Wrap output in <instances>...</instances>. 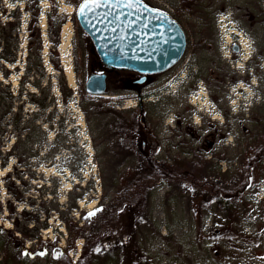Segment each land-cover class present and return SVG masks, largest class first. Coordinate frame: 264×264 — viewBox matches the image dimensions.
<instances>
[{"label":"rangeland","instance_id":"rangeland-1","mask_svg":"<svg viewBox=\"0 0 264 264\" xmlns=\"http://www.w3.org/2000/svg\"><path fill=\"white\" fill-rule=\"evenodd\" d=\"M80 1L0 0V165L7 163L0 166V226L33 218L48 224L37 233L42 240L56 237L64 248L63 218L82 225L81 212L114 198L146 168L141 140L171 175L158 181L142 213L124 212L122 224L133 219L131 233L116 231L107 242L88 244L93 264H264V151L249 165L264 141V0H210L209 10L179 18L190 48L178 65L148 78L152 100L143 99L139 109L136 96L118 90L126 84L106 79L103 94L88 95L103 112L89 123L78 89L103 69L90 38L73 22ZM186 110L201 143L203 128L217 127L216 152L194 155L185 144L191 148L190 137L183 132L184 141L173 131L174 118ZM126 119L134 124L129 129L119 124ZM192 162L200 164L192 172L198 184L173 175ZM222 190L231 204H224ZM38 242L26 240L24 247ZM83 243L76 239L67 252L71 264ZM0 264H56V255L13 262L0 250Z\"/></svg>","mask_w":264,"mask_h":264},{"label":"trees","instance_id":"trees-1","mask_svg":"<svg viewBox=\"0 0 264 264\" xmlns=\"http://www.w3.org/2000/svg\"><path fill=\"white\" fill-rule=\"evenodd\" d=\"M73 22L76 23L75 16ZM64 23L65 20L62 19L59 23V28L55 33V46H58L59 44V29ZM48 27L50 28V23ZM75 27L81 29L77 24ZM12 30H14L13 25L11 27V32ZM78 94L80 96L79 106L82 112L85 114L87 123L90 122L91 115L95 116V118L101 117L103 115V112H100V108L102 107V105L97 104V101L89 98L84 88H79ZM133 112L134 114H136L138 110ZM112 114L116 118L118 117L117 113ZM136 116L137 115H135L134 118ZM119 124L122 125V128L129 129L131 128L130 125L132 126L134 124H138L140 125V127H142L143 121L140 120L139 117H136L134 119V124H131V119L123 120V122H120ZM32 126L35 130L42 132L40 134H45L42 128L39 127V124H32ZM260 128H262L264 132L263 124L260 125ZM257 133L258 138L260 133ZM36 145L38 147V143ZM138 146L139 150H142L144 148L143 142L141 140ZM263 151L264 141L262 143H259V148L256 150L252 160L249 162V165L252 168L257 164V159H259V155ZM141 156L142 163L140 164L146 168L142 169V172L138 174L137 177L130 179L123 190L121 189L119 192L117 191L115 193L114 198L107 201L105 204H101L99 207L92 210L91 212H87V214H83V212H81V215H87L85 219L84 216L81 217L82 225L79 226L75 222H73L74 224H72L70 220L73 219L63 218L65 228L68 233V238L66 239L67 245L64 248H60L57 245L58 241L56 237H54L51 241L42 240L41 237L37 234L40 230L48 228L47 223H44L42 226H40L31 222V219L33 220V218H23L22 220L18 221L17 219L16 221L15 219H13L11 222V229L3 228L0 226V250L2 251L4 256H7V258H9V260L13 262H21V260L23 261V259L26 260V255L28 254H30L32 258L35 257L36 259H39L42 256H48L50 255V253H55L56 264H71L67 252L73 247V243L76 239L82 238L84 240L82 253L79 256V259L74 264H93L92 257H89V254H86L88 244L90 246L95 242H107L114 235V232L116 233V231H123L126 234L131 233L132 230H134L133 224L131 223L133 219L129 218L128 225L122 224L121 217L124 212L126 210H130L132 214L140 212L142 213L147 207V200L153 194V191L156 188L158 181L164 178H168L171 175L166 172L167 168L170 170L169 166L161 164L159 161L155 162L151 157L147 155L141 154ZM198 164L199 162H192L191 164L187 165L184 170L178 171V173L173 172V175L179 180L188 181V179H190L191 181L195 182V184H198V181L192 180V172H194L200 167V164ZM6 165L7 163H4L0 166L1 168L5 169ZM252 168H247V170L251 171ZM9 172L10 171H8L7 173ZM202 183L204 185L210 186L212 192L218 191V187L212 184L211 182L202 181ZM221 192L222 196H224L223 200L225 199L224 204H231L228 202L230 194L223 190ZM15 195V193H12L11 197H15V199H17ZM222 196L221 201H223ZM126 207H128L129 209H126ZM1 214L2 208L0 207V216ZM141 216L145 217L144 215ZM149 217L150 216L148 215L145 217V222L146 220L148 222L151 221ZM104 228L106 232L103 231ZM18 235H20V237ZM131 236H133V233L131 234ZM26 240H38L39 242L36 248L26 249L24 247Z\"/></svg>","mask_w":264,"mask_h":264},{"label":"water","instance_id":"water-1","mask_svg":"<svg viewBox=\"0 0 264 264\" xmlns=\"http://www.w3.org/2000/svg\"><path fill=\"white\" fill-rule=\"evenodd\" d=\"M76 20L105 70L88 75L84 89L90 95L105 92L107 70L156 74L174 66L185 51L181 26L141 0H82Z\"/></svg>","mask_w":264,"mask_h":264},{"label":"flooded vegetation","instance_id":"flooded-vegetation-1","mask_svg":"<svg viewBox=\"0 0 264 264\" xmlns=\"http://www.w3.org/2000/svg\"><path fill=\"white\" fill-rule=\"evenodd\" d=\"M141 1L145 5H147L148 7L154 10L168 13L175 20H178L179 18L181 19L190 18L194 16V14H191V13H197L199 11H202L203 9H208V7L211 5L210 0H141ZM188 48L190 47H188V44L186 42V47H185V51L183 53L182 58L186 56V53L188 52ZM237 51H239V46H237ZM95 57L99 61V57L96 53H95ZM182 58L180 60H182ZM179 62L176 65H178ZM99 70H101L100 67H99ZM122 74L126 75L127 77L126 76L122 77L121 76ZM152 75L153 74L143 75L141 73H138L135 71H129V70L112 69V70H107L106 79L108 80L110 78L111 79L115 78V80L120 81V83L124 85L126 84V86H124L123 88H118V90L123 92L124 94H130L132 96H136L137 106L139 109H141L143 107V102H142L143 99L144 101L152 100V98H146V96L152 92L151 88H148V85L153 82V81L149 82L150 80L148 79ZM166 86L167 84H165V87H164L165 89H166ZM194 90H195L194 88H191L188 92H193ZM165 91L166 90H161L160 92L162 94H165L164 93ZM194 92L200 93L201 91L195 90ZM193 97L194 95H190V97L188 98L189 103H193L191 102V98ZM197 97L200 98L201 96L198 95ZM174 121H175L177 129L173 131H175L176 134H179L181 136V139H183L184 141H185V138H184L185 134H187L190 137L189 139L192 142L191 148L189 149V146H190L189 140H186L185 144L187 145L188 150L192 154L199 155L200 153L202 154L204 150H209L212 148H214L212 150L216 152L217 147L220 148L219 144H220L221 136L216 126L210 125L206 129L205 128H203V130L201 129L202 131H205V134L202 133L204 135V138L201 143L200 137L202 135L197 132H193L186 123V122L194 123L196 121L194 115H190V112L186 110L178 114V116L174 118ZM183 132L185 134H183ZM208 137H211L212 139L211 138L209 139ZM216 139H218V142H219L217 146H216V141H217ZM144 145L145 143H143V146ZM175 145H177V143H175ZM193 148L195 150H193ZM141 152L142 153L140 154L142 155H147V156L152 155V149L146 150L145 146L141 150ZM228 168H230V164L228 165ZM227 169H223L222 171H226Z\"/></svg>","mask_w":264,"mask_h":264}]
</instances>
